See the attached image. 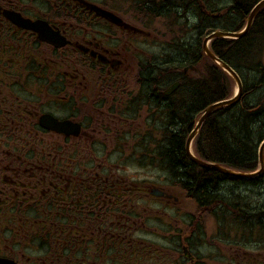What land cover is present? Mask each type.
Masks as SVG:
<instances>
[{
    "label": "flooded vegetation",
    "instance_id": "1",
    "mask_svg": "<svg viewBox=\"0 0 264 264\" xmlns=\"http://www.w3.org/2000/svg\"><path fill=\"white\" fill-rule=\"evenodd\" d=\"M90 2L141 32L79 0H0V264H119L125 246L132 260L133 215L102 166L119 136L142 135L134 121L165 113L164 57L141 49L147 11L190 21L197 2Z\"/></svg>",
    "mask_w": 264,
    "mask_h": 264
},
{
    "label": "trees",
    "instance_id": "2",
    "mask_svg": "<svg viewBox=\"0 0 264 264\" xmlns=\"http://www.w3.org/2000/svg\"><path fill=\"white\" fill-rule=\"evenodd\" d=\"M232 1L229 6L226 8L225 17H234L233 24L227 25L226 29L228 30H238L237 23L242 20V17L251 9V7L256 3L257 0H230ZM205 21V22H204ZM211 20L204 19L203 22H200L197 26V32L200 35L203 30L210 29L215 26V23L210 22ZM210 26V27H209ZM259 29L263 30L261 34L264 35V26L259 27ZM260 35V34H259ZM262 45L264 48V37L262 38ZM259 39H256V30L254 28L251 30L250 35L245 39V42L230 41V40H221L217 39L212 43V49L214 53L223 61L228 62L233 66L240 65L239 60L244 61L243 63L250 64L255 68L257 65L258 58L255 57L254 53L257 51L256 47L262 46ZM256 46V47H255ZM199 47V46H198ZM181 51V50H180ZM184 51V50H183ZM188 52V51H187ZM190 52V51H189ZM189 52L187 54H189ZM199 56L201 54L200 47L198 48ZM185 55L184 52H181V57ZM242 56V58H241ZM178 58V59H181ZM203 58V57H202ZM201 58V60H202ZM204 73L205 76L197 82V89H204L207 85L211 88H216L225 90L227 85H229L228 81H223V77L217 73L215 69V65L209 61L207 58H204ZM242 63V62H241ZM242 63V64H243ZM251 66V65H250ZM248 69V65L245 66ZM168 75V71H167ZM227 79V78H226ZM256 79V78H255ZM253 79L252 81H255ZM188 81V80H187ZM262 85L260 88L255 89L251 83L247 86L248 97L251 100H256L257 98H263L264 101V75L260 79ZM188 88H193L188 85ZM187 88V92L189 89ZM191 93L194 96V93L189 91L187 93L186 98L190 99ZM195 105L197 107L202 105L201 99H196ZM193 102V101H191ZM190 102V103H191ZM188 102L181 103L177 106V111L181 114L185 112V108ZM253 103V102H252ZM264 104V102H263ZM241 104L237 103L235 106L231 107L229 112L218 114L216 113L214 116L207 120L202 137L198 139L197 145L200 146L203 144L204 147H207V150L204 152L200 150V154L210 161L219 162L229 167L237 168L240 170L249 171L255 168L256 165V145L257 142L264 137V131H260L259 123H257V115L255 116L250 110L251 107L246 105L247 108H241ZM190 106V105H189ZM188 106V107H189ZM202 108V107H201ZM248 109V112H247ZM169 133V132H167ZM179 143L176 141H171V145H169V149L165 150L163 153L164 162L166 161L173 167H177V163H179ZM185 165H188V162H184ZM184 166L183 164H180ZM171 168H169L171 170ZM185 171V175L189 178L187 180L190 182L188 185L183 184L184 188L193 195L198 194L204 201H208L209 198H206V194L208 192L209 186L205 183L203 175L198 176L191 175L190 167L185 166L182 168ZM213 175H217L216 172H212ZM202 176V177H201ZM192 179H191V178ZM205 186H204V185ZM209 194L210 191H209ZM261 212H264V207ZM194 259V257H193ZM197 260L199 258L197 257ZM200 261V260H199ZM201 260L200 264H204ZM199 264V263H198Z\"/></svg>",
    "mask_w": 264,
    "mask_h": 264
},
{
    "label": "rangeland",
    "instance_id": "3",
    "mask_svg": "<svg viewBox=\"0 0 264 264\" xmlns=\"http://www.w3.org/2000/svg\"><path fill=\"white\" fill-rule=\"evenodd\" d=\"M228 2L229 0H222V3H220L219 1H215V3L213 4H215V9H217L223 5H226ZM227 19L233 22L234 17H230V18L227 17ZM259 30L261 31V29ZM260 43L262 45V40H260ZM263 55L264 54H262L261 59L263 58ZM262 63L263 61L261 62V64ZM245 72L248 73V71H245ZM87 140L88 139H86V141ZM41 141L44 142V140H41ZM37 143H39V138H37ZM114 165H113V168H115ZM130 172L141 174V178L135 177V180L147 179L146 183L148 185H151L153 183L157 184L158 177L163 174L161 171L157 169H149L147 171L146 170L144 171L134 170ZM115 173L118 174V172L116 171ZM116 179L119 180L120 181L119 183H122V184H125L128 182L126 177L123 178V177L114 176V180ZM246 182L247 183L232 182L231 183L232 187L237 185V187L233 190L228 189L225 186H222L221 188L225 189L222 191L223 192L222 194L228 198H233L235 200L236 198L234 196L239 193V189L244 188L243 190H241V191L246 190L243 193L244 202L240 203L238 207L248 208L250 206L257 204V201H260L258 208L262 207L264 205V187L261 188V192L259 193L257 189L252 190V187L255 188L256 187L255 184H257L259 181H255V182L246 181ZM147 184L143 186H146ZM165 187H169L168 190L171 191L172 193L176 195L177 194L180 195V191L178 190L176 186L166 185L165 183ZM250 187L251 189L247 190ZM222 194H220V196L223 199ZM225 200L228 203V200L227 199ZM191 208H193V206L188 202H183L181 204L178 203L177 205L173 207L164 208L163 206H160L159 204L155 203L152 200L150 201V203L139 201L138 206L134 205L133 222H134V226L138 228L137 232L134 234V237L141 239V242H138V245L140 248V252L144 250L143 252H141V254L146 257V259L143 261L142 264H183V262H189V264H194V260H192L191 258L192 257L191 252H188L189 255L186 256L183 261H180L178 253H175L174 251H170V250L164 251V250H161L155 247L157 245H162L163 243L162 239L154 243V245H151L150 234H147L148 232H151L150 228L165 229L167 230V232L165 233L166 235L174 237L173 243L181 246L182 243L184 242V238L188 237L187 230L186 231L184 230L183 232L181 230L184 229L183 228L184 226H186L185 222H186V219H188L187 215L192 210ZM156 210H159V211H156ZM213 219L208 220L209 225L207 227V235L208 237H210V235L212 234V238L209 240V242L217 243L216 247H218L219 249H222L225 252V258L228 261V263L230 264H262L264 262V260L257 261L262 256H264V229H261V232L257 230L258 238L251 239L250 242L241 241L240 236H238L237 233H234V232L231 233L230 230H227L230 235L229 243H221L213 239L214 233L215 232L217 233V230L212 229V224L214 223ZM251 220L253 219H249V221ZM223 231L224 229L221 230V232ZM154 232L156 233L157 231L154 230ZM157 236L159 235L156 234L155 237ZM143 237L145 241L142 239ZM206 250H211V249L209 247H206L204 251ZM153 251H156V254L150 257L153 254ZM240 251H246L244 260H236L240 254ZM214 261L215 263L217 262V260H214ZM218 264H225V263L219 261Z\"/></svg>",
    "mask_w": 264,
    "mask_h": 264
},
{
    "label": "water",
    "instance_id": "4",
    "mask_svg": "<svg viewBox=\"0 0 264 264\" xmlns=\"http://www.w3.org/2000/svg\"><path fill=\"white\" fill-rule=\"evenodd\" d=\"M264 4V0H262L260 3H258V4H256L253 8H252V11H251V13H250V15H249V21L251 20V18H252V16L255 14V12L262 6ZM105 15V14H104ZM106 16V15H105ZM112 18V17H111ZM249 23V22H248ZM249 26V24L247 25V27ZM225 34L226 35H235V36H238V37H240L243 33H239V34H228V33H221V32H217V33H213V34H211L210 36H208L207 37V39L208 38H212V37H215V36H225ZM204 51H205V53L210 57V58H212V59H214L215 60V58H214V56L205 48V46H204ZM223 67H225L226 69H228L224 64H221ZM229 70V69H228ZM231 75H233L234 76V78H235V80L237 81V83H238V87L240 88V83H239V81H238V79L235 77V75L231 72V70H229L228 71ZM237 99V98H236ZM236 99H234V100H229V101H226V103H232V102H234ZM221 104H223V103H219V104H216V105H212V106H210L207 110H206V112L207 113H209L214 107H216V106H218V105H221ZM191 158H193L192 156H190ZM194 160H196L195 158H193ZM197 162L199 163V164H201V165H205L204 163H202L201 161H198L197 160ZM261 163H263L262 162V159H261ZM213 167H216V168H219L218 166H213ZM219 169H221V168H219Z\"/></svg>",
    "mask_w": 264,
    "mask_h": 264
},
{
    "label": "bare ground",
    "instance_id": "5",
    "mask_svg": "<svg viewBox=\"0 0 264 264\" xmlns=\"http://www.w3.org/2000/svg\"><path fill=\"white\" fill-rule=\"evenodd\" d=\"M255 4H256V3H255ZM255 4H254V5H255ZM254 5H253V6H254ZM253 6H252V7H253ZM252 7H251V8H252ZM259 12H260V11H259ZM259 12H258V13H259ZM258 13H257V14H258ZM204 22H205V21H204ZM210 22H211V21H210ZM243 22H245V23H248V22H249V23H253V20H250V21H249V18H246V19L243 20ZM198 24H199V23H198ZM209 27H210V26H209Z\"/></svg>",
    "mask_w": 264,
    "mask_h": 264
}]
</instances>
